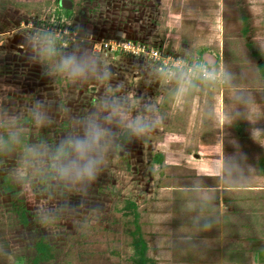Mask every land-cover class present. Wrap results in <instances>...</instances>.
Wrapping results in <instances>:
<instances>
[{"label": "rangeland", "instance_id": "rangeland-1", "mask_svg": "<svg viewBox=\"0 0 264 264\" xmlns=\"http://www.w3.org/2000/svg\"><path fill=\"white\" fill-rule=\"evenodd\" d=\"M59 1L0 0V264L30 263L40 239L54 250L47 264H131L127 200L156 264H186L182 244L204 242L169 233L162 216L177 211L195 225L232 221L236 233L217 235L244 251L230 264H260L245 252L264 250V0H70L86 41L53 56L37 24L65 15ZM138 21L152 31L142 41L167 39L214 79L92 53L86 37L118 38ZM209 181H221L223 206L202 196L213 191L166 206L170 186Z\"/></svg>", "mask_w": 264, "mask_h": 264}, {"label": "crops", "instance_id": "crops-1", "mask_svg": "<svg viewBox=\"0 0 264 264\" xmlns=\"http://www.w3.org/2000/svg\"><path fill=\"white\" fill-rule=\"evenodd\" d=\"M71 12V11H70ZM71 14V13H70ZM142 22L138 21L135 22L133 24H130V28L122 31V34L120 37H124L126 39H131V40H136L139 42H143V43H147L146 41H142L144 38H146L150 32L148 29V32H146V30H141V25ZM88 40H90L88 38ZM86 41L84 40L82 37L81 39H79L78 42H83ZM160 40L161 44H165L168 46L169 49H174L175 46H170L169 41H167V39L165 41ZM77 42V43H78ZM76 43V44H77ZM92 49V53L95 55H98L99 53L96 50ZM102 55V54H101ZM189 55H191L189 53ZM204 63L207 62V59L202 58ZM207 65V64H206ZM175 128L174 130H170V135L174 134L176 135V133H182L179 131H182L180 129ZM185 133V132H184ZM216 162H219V160H215ZM205 176L202 175L201 178L205 179V177H216L218 175H208V174H204ZM207 180V179H206ZM211 183L212 188H201L199 186L194 187L193 185H188L187 183L183 186H181L180 184H176L174 186H170L169 192L166 195L165 201L167 202V207H170V211L175 210L176 208H178L177 204L179 203L180 200H176V199H180V192H188L189 195H191V197H194L196 193H191V192H201V191H213V192H219L217 195L213 194V193H206L202 196L207 197L209 196V200L213 199L214 201V207L217 206H223V203L225 201H228L229 198H226L225 195L223 194V190L224 188H222V184L221 181H209ZM219 185V186H218ZM178 186V187H177ZM173 187V188H172ZM173 212V211H172ZM164 215V214H163ZM177 219H173V218ZM161 218L160 215H157V219ZM163 220L165 222H168L170 225L171 230H169L170 234H173L178 232H182V234L186 233V234H199L202 235V240L204 241L201 244H197L196 241L199 238H195V243L198 245V248L195 247V245L190 244L189 243H183L182 245L185 247L184 250V257L185 259H187L185 261L186 264H230V262H233V258L234 255L239 256L240 253H243L244 251H240L241 249L239 248V244L237 243H230L226 245H223V241L222 238H218L217 235H224L225 234H233L234 232L236 233V227H234V225H232V221H229L227 223L224 222L223 218H219L215 219L214 221L212 220L209 224H200V225H195V223H193L192 221L189 222L187 221L188 218H190L187 214H185L183 217H181L178 214V211L171 214L170 218L166 220L165 215L162 216ZM169 227V226H168ZM173 230V231H172ZM196 237V236H195ZM175 241V243H177L175 245V247L180 246L179 242H176L175 239H173ZM236 244V245H235ZM200 245V246H199ZM203 246V248H202ZM248 255H250V257L252 258L253 262L256 260L259 263V256L258 253H263L262 258L264 259V250H258V251H254V250H250L247 249L246 252ZM206 262V263H204ZM234 263V262H233ZM173 264H179L178 262L174 261Z\"/></svg>", "mask_w": 264, "mask_h": 264}, {"label": "built area", "instance_id": "built-area-1", "mask_svg": "<svg viewBox=\"0 0 264 264\" xmlns=\"http://www.w3.org/2000/svg\"><path fill=\"white\" fill-rule=\"evenodd\" d=\"M64 15V14H62ZM65 16V15H64ZM53 14L47 20L43 19L38 28L52 35L50 40V52L56 56L60 51L76 44L79 34L70 26L67 17ZM98 47V52L104 55L121 56L148 63L157 72L165 76L183 74L203 81L214 79L209 70L193 62L192 57L181 55L175 49H169L167 45L151 46L132 40L106 39L93 45V50Z\"/></svg>", "mask_w": 264, "mask_h": 264}, {"label": "trees", "instance_id": "trees-1", "mask_svg": "<svg viewBox=\"0 0 264 264\" xmlns=\"http://www.w3.org/2000/svg\"><path fill=\"white\" fill-rule=\"evenodd\" d=\"M58 1V0H57ZM58 8L60 11L65 14V16L70 15L69 10H65L60 7L59 2H57ZM64 10V11H63ZM38 26L40 25L37 24ZM257 70L260 75L261 80L264 83V63H260L257 65ZM128 141V137L125 135L121 138V143H126ZM153 162L155 164H161L163 163V156L161 155H154ZM258 172L261 177L264 178V157H261L259 159L258 163ZM125 206L123 207V215L124 216H130L132 218L131 223L133 225V231L130 232L131 236V250L132 254L130 256V262L131 264H156L154 259H151L148 257V245L145 239L143 238L140 224H139V212H138V206L131 201H126ZM17 218L19 220V223L26 227L28 225L27 220V214L26 211L23 209H18L16 211ZM34 256L32 257V260L30 263L27 264H47L50 263L53 259V247L47 243L44 239H40L37 241L34 245ZM259 256V263L264 264V259L262 258L263 253H258Z\"/></svg>", "mask_w": 264, "mask_h": 264}, {"label": "flooded vegetation", "instance_id": "flooded-vegetation-1", "mask_svg": "<svg viewBox=\"0 0 264 264\" xmlns=\"http://www.w3.org/2000/svg\"><path fill=\"white\" fill-rule=\"evenodd\" d=\"M72 3V2H71ZM72 8H73V5H71V9L69 10V11H71L72 10ZM67 18L66 19H68V21H69V24H70V26L71 27H73L74 29H76L77 31H78V34H79V39H81V37H82V34H81V32H80V30L79 29H77V28H75L74 27V23H73V18L69 15V16H66ZM121 36V35H120ZM118 37V38H100V37H92V36H89V37H86V38H89L90 39V43H91V48H93V45L95 44V43H98V42H100V41H102V40H106V39H117V40H131V39H126V38H124V37ZM83 38V37H82ZM79 41V40H78ZM132 41H136V40H132Z\"/></svg>", "mask_w": 264, "mask_h": 264}, {"label": "water", "instance_id": "water-1", "mask_svg": "<svg viewBox=\"0 0 264 264\" xmlns=\"http://www.w3.org/2000/svg\"><path fill=\"white\" fill-rule=\"evenodd\" d=\"M59 5L61 8L65 9V10H70L72 3L70 0H60Z\"/></svg>", "mask_w": 264, "mask_h": 264}]
</instances>
